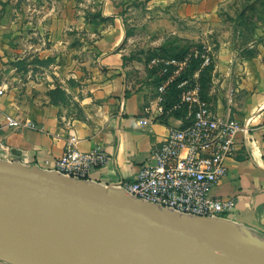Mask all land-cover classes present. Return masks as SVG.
Here are the masks:
<instances>
[{
	"label": "crops",
	"instance_id": "obj_1",
	"mask_svg": "<svg viewBox=\"0 0 264 264\" xmlns=\"http://www.w3.org/2000/svg\"><path fill=\"white\" fill-rule=\"evenodd\" d=\"M0 0V15L4 3ZM92 20L86 25L94 41L93 65L88 70L55 69L48 73L45 88L31 89L33 81L14 88L8 81L18 79L13 61L21 60L13 46V22L8 8L0 17V159L53 171L66 149L71 130L79 137L78 148L88 152L101 147L107 162L91 171L87 181L121 188L133 180L141 167L151 160L171 126L189 123L187 106L172 107L162 114L155 72L150 78L140 72L132 79L125 65L123 46L127 39L123 0H90ZM258 0H149L157 25L164 22L179 30V38L205 39L226 18ZM260 16L246 20L253 26L251 40L244 48L227 37L213 53L215 69L207 98L221 117L249 121L251 143L237 139L238 151L228 161L226 178L214 187L215 197H236L237 207L230 220L249 229L264 241V0H259ZM226 17V18H224ZM36 84V83H35ZM60 85L67 93L63 104L51 103L50 91ZM36 86H41L37 83ZM27 89V90H26ZM32 121L39 129L13 128L7 116ZM0 264H9L0 260Z\"/></svg>",
	"mask_w": 264,
	"mask_h": 264
},
{
	"label": "water",
	"instance_id": "obj_2",
	"mask_svg": "<svg viewBox=\"0 0 264 264\" xmlns=\"http://www.w3.org/2000/svg\"><path fill=\"white\" fill-rule=\"evenodd\" d=\"M247 230L252 240L199 222ZM104 254L161 264H264V241L226 219L178 214L125 189L0 159V260L9 264H101Z\"/></svg>",
	"mask_w": 264,
	"mask_h": 264
},
{
	"label": "built area",
	"instance_id": "obj_3",
	"mask_svg": "<svg viewBox=\"0 0 264 264\" xmlns=\"http://www.w3.org/2000/svg\"><path fill=\"white\" fill-rule=\"evenodd\" d=\"M201 57L202 66L213 62L212 55L192 51L183 58L154 57L149 68L155 72L161 102L174 86L181 90L179 101L172 110L187 106L191 112L188 124L171 126L165 139L151 155L133 180L124 181L121 188L132 197L178 214L230 220L237 207L236 197L219 198L212 193L215 186L228 174V161L238 151L237 139L251 143V125L237 119L217 115L202 96L198 74L183 78L194 59ZM6 86L0 87V95ZM165 106L159 111L163 114ZM7 125L13 128L39 129L32 121L23 122L7 116ZM79 137L71 130L65 152L55 163L54 171L69 178L87 181L91 171L103 166L108 154L98 147L88 152L78 148ZM250 148V147H249Z\"/></svg>",
	"mask_w": 264,
	"mask_h": 264
},
{
	"label": "rangeland",
	"instance_id": "obj_4",
	"mask_svg": "<svg viewBox=\"0 0 264 264\" xmlns=\"http://www.w3.org/2000/svg\"><path fill=\"white\" fill-rule=\"evenodd\" d=\"M123 14L127 39L124 43L125 65L132 79L139 80L140 72L153 78L149 68L154 57L174 58L192 51L200 54H217L221 42L227 37L241 48L251 40L256 31L253 26H244L246 20L260 16L258 3H249L244 10L226 18L225 25L205 39L179 38V30L168 23L157 25L159 14L153 13L149 0H123ZM15 29L13 46L21 60L12 62L16 66L18 79L8 81L14 88L33 81L31 89L45 88L48 73L56 66L75 71L88 70L93 65L94 41L89 33L88 23L93 18L90 0H9L4 3L0 17L6 12ZM259 9V10H258ZM225 37V38H224ZM51 60L50 64H47ZM215 65V64H214ZM215 69V66H214ZM213 75V71L209 73ZM208 78L207 76L205 79ZM40 84L41 86H36ZM27 90V89H26Z\"/></svg>",
	"mask_w": 264,
	"mask_h": 264
},
{
	"label": "trees",
	"instance_id": "obj_5",
	"mask_svg": "<svg viewBox=\"0 0 264 264\" xmlns=\"http://www.w3.org/2000/svg\"><path fill=\"white\" fill-rule=\"evenodd\" d=\"M184 55L176 57V58H183ZM51 60L48 61L47 64H50ZM203 60L201 57H198L197 59H194L190 68L186 71L183 78H193L195 74H198V81L200 82L201 88H202V96L208 100L207 93L209 90V85L211 82V77L209 73L214 71V59L213 62L203 67L202 66ZM208 77L205 79V77ZM180 93L181 90L177 88V85H174L168 93L165 95V102L164 106L166 109L171 107L173 104H176L180 99ZM51 103L54 105H60L66 102L67 100V93L65 90L60 86L57 85L55 89L51 90L50 93Z\"/></svg>",
	"mask_w": 264,
	"mask_h": 264
},
{
	"label": "bare ground",
	"instance_id": "obj_6",
	"mask_svg": "<svg viewBox=\"0 0 264 264\" xmlns=\"http://www.w3.org/2000/svg\"><path fill=\"white\" fill-rule=\"evenodd\" d=\"M198 221L224 235L244 240H252L253 238L247 230L237 227L231 222L214 219H199ZM96 259L101 264H161L153 261H147L143 258H127L124 255L104 254L103 256L97 257Z\"/></svg>",
	"mask_w": 264,
	"mask_h": 264
}]
</instances>
